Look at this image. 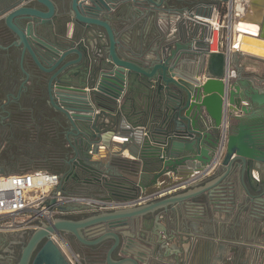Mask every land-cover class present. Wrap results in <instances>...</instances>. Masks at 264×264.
<instances>
[{
	"label": "water",
	"instance_id": "95a60500",
	"mask_svg": "<svg viewBox=\"0 0 264 264\" xmlns=\"http://www.w3.org/2000/svg\"><path fill=\"white\" fill-rule=\"evenodd\" d=\"M59 1L64 6L67 0ZM59 1L21 0L4 14L0 13V21L16 37L11 45L22 49L21 69L26 76L23 83L31 78L24 62L25 57L30 56L39 71L36 76L38 81L46 85L49 104L60 113L62 124L69 129L71 137L67 135V141L72 158L68 161L70 170L65 174L66 180L78 167L92 174L101 188L114 194L119 192L116 187L138 192L143 186L142 179L154 171L169 173L175 170L180 178L166 185L164 190L147 192L144 187L142 195L134 193L120 199L99 197L116 203L113 209L101 211L95 216L79 220L56 217L53 224L45 223L42 228L31 232L17 264H78L77 259L69 257L51 237L62 232L71 233L87 245L112 236L115 242L108 249L107 262L124 264L130 260L138 264L130 258L112 260L113 251L121 241L114 229L123 219L155 212L158 207L202 193L203 189L184 194L173 192L187 188L188 183L204 174L202 172L211 170L220 157L219 164L226 168L223 177L232 171L234 163L253 180V170L264 168V90L247 85L238 76L230 84L225 83L223 78L231 64V55L225 52L203 50L196 53L204 60L203 68L199 67L196 72H190L184 66L179 68L186 62L183 61V53H194L190 47L186 52L179 53L183 49L180 43L146 63L123 57L119 53L120 43L110 18L113 6L122 0H70L69 11L76 37L70 45L52 44L44 39L43 31L50 30L53 20L60 14ZM146 1L160 5L157 0ZM238 1L237 9L239 4L248 2ZM222 2L229 3L230 0ZM241 20L238 21L239 26ZM101 33L105 34L104 45L97 43ZM237 39L239 50L246 54L252 50L248 43L250 39L257 41L258 45L264 43V36L240 27ZM247 45L249 51L244 52ZM71 55L76 56L69 59ZM87 66L85 76L82 70ZM74 77H80V82H74ZM139 84L154 91L158 101L161 104L165 102V109L142 126L146 130L140 128L134 131L127 126L126 136L108 129L103 131L102 128L108 124L106 118L114 116L102 109L111 103L117 105L122 96L132 94ZM87 86L95 89L86 91ZM207 117L214 122L210 131L207 129ZM235 120L238 122L234 124ZM224 122L229 126L227 142L222 150L221 127ZM213 132L219 135L214 136ZM110 139L117 143L123 141L135 160L114 154H110L106 162L93 159L91 154L94 152L104 155L103 150L110 145ZM99 143H102L101 146H98ZM131 175L140 177V181L135 182ZM59 188L66 193L67 189L61 184ZM160 195L162 197L156 199ZM55 202L56 199L51 200V204ZM84 208L86 206L77 204L61 206L62 210ZM96 224H107L109 229L96 240L89 241L83 236L82 229Z\"/></svg>",
	"mask_w": 264,
	"mask_h": 264
},
{
	"label": "crops",
	"instance_id": "0c3cea01",
	"mask_svg": "<svg viewBox=\"0 0 264 264\" xmlns=\"http://www.w3.org/2000/svg\"><path fill=\"white\" fill-rule=\"evenodd\" d=\"M20 2L21 0H0V13L4 14L7 9ZM157 2L160 3L159 6L146 0H122L113 6L110 18L120 43L119 53L123 57L146 63L151 58L157 59L156 55L167 52L170 47L176 48V44L180 43L183 49L179 53L186 52L187 47H190L189 49L194 53H183V61L186 62L179 68L184 66L188 71L196 72L204 62L203 56H198L196 53L204 50L206 46L204 39L210 30V25L199 17L212 15L213 7L219 5L220 1L157 0ZM58 5L63 13L53 20L50 30L43 31L44 39L52 44L70 45L76 37L73 35L72 14L69 11V5L65 4L61 7L60 1ZM241 5L243 11L239 8L238 10L243 12L242 17L246 18V15H249L253 23H256L255 25H260L258 34L263 37L264 0H251L250 2L248 0L246 4ZM239 19L240 17H237L235 21ZM6 28L3 21H0V77L10 75L9 82L4 85L17 86L24 78L26 79L20 62L22 49L11 45L15 39L9 36ZM105 42V34L101 33L97 43L104 45ZM75 56L71 55L69 59ZM24 62L32 77L31 80L26 81L27 84L32 85L37 82L46 91V85L43 81H38L36 77L39 71L35 62L30 56H26ZM230 66L239 73L238 79L245 80L247 85L250 84L260 91L264 90V57L261 59L249 53L233 51ZM88 67L82 70L85 76L87 72L84 71ZM80 80V77H74V82H80ZM93 89L95 88L87 86L86 91ZM45 97L48 100V93ZM91 104L94 107L92 101ZM164 104V101L162 104L158 101L154 91L141 84L136 85L133 93L122 96L117 105L111 103L102 109L114 116V118H106L105 122L108 124L102 130L108 129L117 135L126 136L128 135L125 129L127 126L134 131L144 128L142 127L144 124L165 109ZM96 112H99L97 108ZM60 116L59 113L55 118V123L61 125L63 129H68L67 125L62 124ZM206 121L207 129L210 131L213 129L214 122L209 117ZM237 122L235 120L233 123ZM46 124L47 127L51 126L49 123ZM213 135L219 134L213 132ZM62 141L63 145L69 147L66 138ZM101 144L99 143L98 146ZM125 146L127 145L123 141L117 143L110 139V145L103 150V156L102 152H94L91 156L103 162L107 161L110 154L134 159ZM60 154L58 161L68 166L67 160L72 158L71 149ZM232 168V171L223 177L226 168L218 164L214 169L202 172L204 174L199 175L196 181L188 183L187 188L183 187L173 192L184 194L187 191L195 192L203 189L200 194L173 202L168 206L158 207L155 212L123 219L114 229L121 237V241L113 251L112 260L120 261L130 258L136 260L138 264H238V259L241 257L244 264H250L246 256L252 254L256 243L263 244L264 247V168L253 170L252 175L256 181L249 174L243 173L236 163ZM42 169L62 173L56 169L43 167ZM175 172V170H170L169 173L154 171L142 179L143 186L138 189V192L114 186L119 192L113 194L101 188L99 183L93 179L92 174L77 167L69 180L65 178L66 173H62L61 186L67 189V194L109 196L120 199L134 193L142 195L144 187V191L147 192L164 190L166 185L180 178ZM130 177L135 182L140 181V177L132 175ZM88 181L90 183H87ZM174 185L177 184L172 186ZM161 197L162 195L156 199ZM109 209L113 208H107ZM107 210L65 209L63 210L65 212L59 213L57 218L79 220ZM108 229L107 224H96L82 229V234L87 240L92 241ZM62 235L66 253L75 260L77 259L78 264H110L107 262L108 249L115 242L114 237L110 236L95 244L87 245L71 233L62 232ZM124 264L134 263L128 260Z\"/></svg>",
	"mask_w": 264,
	"mask_h": 264
},
{
	"label": "built area",
	"instance_id": "2783aa9c",
	"mask_svg": "<svg viewBox=\"0 0 264 264\" xmlns=\"http://www.w3.org/2000/svg\"><path fill=\"white\" fill-rule=\"evenodd\" d=\"M237 3H239L238 0H230L229 3L221 0L219 5L213 7L212 15L199 17L210 25L209 33L204 39L205 51L225 52L230 55L233 51H240V42L236 38L238 28L235 20L240 17V21L243 18L241 15L243 12L237 9ZM237 76V70L230 66L223 81L230 84ZM228 126L229 124L224 122L221 127L223 129L222 150L227 142ZM220 158L211 169L219 164ZM61 180L62 173L44 169L10 174L0 170V231L32 232L42 228L45 223L53 224L57 215L65 212L61 206L77 204L84 205L89 210H107V208L115 207L116 202L111 200L106 201L99 197L81 194H66L59 188ZM52 199H56L54 204H51ZM51 237L63 249L65 248L62 233L52 234ZM67 255L71 257L68 253ZM262 264H264V255Z\"/></svg>",
	"mask_w": 264,
	"mask_h": 264
},
{
	"label": "flooded vegetation",
	"instance_id": "af4514ba",
	"mask_svg": "<svg viewBox=\"0 0 264 264\" xmlns=\"http://www.w3.org/2000/svg\"><path fill=\"white\" fill-rule=\"evenodd\" d=\"M69 3L70 0H67L66 5ZM58 10L61 15L63 12L60 6ZM6 30L9 36L16 39L11 30L7 28ZM9 76L0 77V156L15 151L25 144L28 145L29 143L25 141H39L41 138H51V136L59 141L58 146L62 152L68 151L70 148L63 145L62 139L66 138L67 140V135L70 136L68 134L69 129H63L61 125L55 123V118L59 112L51 107L49 100H46L45 89L37 82L32 83V85H28L27 82L23 83L25 78L17 86L4 85L9 82ZM46 123L51 126L47 127ZM56 168L64 173L70 170V166L62 162ZM0 170L3 173L6 172L4 167ZM17 235V240L12 241L11 245L9 241L2 240L1 237L0 243L2 241V244H9L8 246L11 247L24 245L29 235L28 231ZM12 257L14 256L12 255ZM11 260L10 257H7L3 261L9 262Z\"/></svg>",
	"mask_w": 264,
	"mask_h": 264
},
{
	"label": "rangeland",
	"instance_id": "374dc122",
	"mask_svg": "<svg viewBox=\"0 0 264 264\" xmlns=\"http://www.w3.org/2000/svg\"><path fill=\"white\" fill-rule=\"evenodd\" d=\"M221 2V0H219ZM221 5V4H220ZM29 143L28 145L25 144L19 148H17L15 151H10L9 153L2 154L0 156V169L2 167L5 168V173H16V172H22L26 171L28 169H42L43 168H50V169H56L57 165L60 164V160L58 161V158H60L61 149L59 148L58 144L59 141L55 140L50 137H44L41 138V140H31V141H25ZM66 148V147H65ZM67 152V151H66ZM16 171V172H13ZM63 173V172H62ZM21 232L18 231H0V237L2 240H7L10 242L16 241L18 235ZM27 240L29 239V236L31 234V231H28ZM27 242V241H26ZM9 244L5 245L2 244V241L0 243V264H17L20 256H21V250L22 246H15L11 247L8 246ZM259 245V246H258ZM2 248V249H1ZM248 252V251H247ZM252 254L247 255L246 259L250 261V264H262L263 255H264V247L263 244H258L253 247ZM249 254V253H248ZM12 255L14 257H12ZM7 257H10L12 259L11 261L4 262L3 260ZM250 257V258H249ZM244 259V257H243ZM244 264L245 262L241 260V257L238 259V264Z\"/></svg>",
	"mask_w": 264,
	"mask_h": 264
},
{
	"label": "bare ground",
	"instance_id": "6f19581e",
	"mask_svg": "<svg viewBox=\"0 0 264 264\" xmlns=\"http://www.w3.org/2000/svg\"><path fill=\"white\" fill-rule=\"evenodd\" d=\"M250 1L251 0H249V2ZM238 7H239V9L243 10V6L241 4H239ZM238 21L235 22L237 24V28L240 27V29H242L244 31H248L250 33H254V34L259 33L260 25H255L256 23H253L254 21L251 19V17H249V15H246V18H243L241 20L242 24L240 26H238V24H239ZM255 22H257V21H255ZM236 38H237V34H236ZM248 43L251 44L250 45V48H252V50L250 51L251 55H255V56H258L260 58L264 57V43H263V45H258L257 41H255L254 39H250L248 41ZM248 48H249V45L245 46L243 49L244 52L249 51ZM239 49H240V44H239Z\"/></svg>",
	"mask_w": 264,
	"mask_h": 264
}]
</instances>
